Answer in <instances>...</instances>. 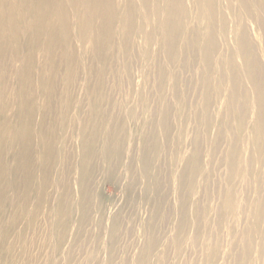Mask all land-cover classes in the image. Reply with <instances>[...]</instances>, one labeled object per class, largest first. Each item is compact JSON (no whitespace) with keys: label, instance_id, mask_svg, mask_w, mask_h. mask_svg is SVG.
I'll return each mask as SVG.
<instances>
[{"label":"rangeland","instance_id":"obj_1","mask_svg":"<svg viewBox=\"0 0 264 264\" xmlns=\"http://www.w3.org/2000/svg\"><path fill=\"white\" fill-rule=\"evenodd\" d=\"M0 264H264V0H0Z\"/></svg>","mask_w":264,"mask_h":264},{"label":"bare ground","instance_id":"obj_2","mask_svg":"<svg viewBox=\"0 0 264 264\" xmlns=\"http://www.w3.org/2000/svg\"><path fill=\"white\" fill-rule=\"evenodd\" d=\"M66 2H67V0H64V3H66ZM31 3H32V1H28V2H26V5L30 6Z\"/></svg>","mask_w":264,"mask_h":264}]
</instances>
